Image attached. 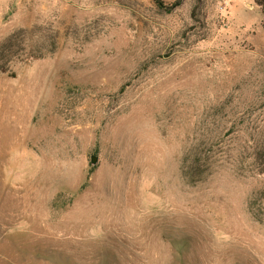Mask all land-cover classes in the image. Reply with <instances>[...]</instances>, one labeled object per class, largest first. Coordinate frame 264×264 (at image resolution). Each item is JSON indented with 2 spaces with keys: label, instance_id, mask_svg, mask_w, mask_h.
Here are the masks:
<instances>
[{
  "label": "rangeland",
  "instance_id": "374dc122",
  "mask_svg": "<svg viewBox=\"0 0 264 264\" xmlns=\"http://www.w3.org/2000/svg\"><path fill=\"white\" fill-rule=\"evenodd\" d=\"M162 1L0 0V264H264L263 14Z\"/></svg>",
  "mask_w": 264,
  "mask_h": 264
},
{
  "label": "bare ground",
  "instance_id": "6f19581e",
  "mask_svg": "<svg viewBox=\"0 0 264 264\" xmlns=\"http://www.w3.org/2000/svg\"><path fill=\"white\" fill-rule=\"evenodd\" d=\"M2 87V86H1ZM8 88V87H7ZM2 90V89H1ZM2 98V97H1ZM1 105V104H0ZM60 106V105H59ZM62 108V107H61ZM1 109V107H0ZM63 111V109H61ZM118 110V109H117ZM60 111V110H59ZM74 111V110H73ZM64 113V112H63ZM76 114V113H74ZM64 115V114H63ZM66 115V114H65ZM10 116V115H9ZM71 116V115H70ZM5 118V117H4ZM67 118V117H66ZM64 116H62L61 119V126H60V131L61 134L66 138L67 136L71 137V139L73 140V138L75 137V135L77 134V132L79 130H82L84 127L81 126L83 121H74L70 119H66ZM73 118V116H72ZM84 119V118H83ZM8 121V120H7ZM10 125L12 126V129L15 132H21V130L24 131V135H25V128L23 126V121L21 118V115L19 114L18 116H16L15 118H13L12 114H11V118H10ZM3 122V120H2ZM5 122V121H4ZM94 124V123H93ZM91 125V124H90ZM10 126V128H11ZM6 127V126H5ZM80 133V132H79ZM63 138V137H62ZM21 141V139H20ZM18 143V142H17ZM22 144V143H21Z\"/></svg>",
  "mask_w": 264,
  "mask_h": 264
},
{
  "label": "trees",
  "instance_id": "16d2710c",
  "mask_svg": "<svg viewBox=\"0 0 264 264\" xmlns=\"http://www.w3.org/2000/svg\"><path fill=\"white\" fill-rule=\"evenodd\" d=\"M157 3L161 6V7H165L166 5L164 4V2L162 0H156ZM256 4L260 7L261 12L263 14V21H264V0H255ZM13 44L10 42H4L2 44H0V54L3 55V52L7 49L9 50H13ZM13 52V51H12ZM0 71L2 72H6V67L4 65H0ZM190 166L188 167H184V176L186 178H195L194 175L196 174V172H199V159L196 158V156L191 160L190 162Z\"/></svg>",
  "mask_w": 264,
  "mask_h": 264
},
{
  "label": "water",
  "instance_id": "95a60500",
  "mask_svg": "<svg viewBox=\"0 0 264 264\" xmlns=\"http://www.w3.org/2000/svg\"><path fill=\"white\" fill-rule=\"evenodd\" d=\"M99 160V157L97 155H92L91 156V163L96 164Z\"/></svg>",
  "mask_w": 264,
  "mask_h": 264
}]
</instances>
